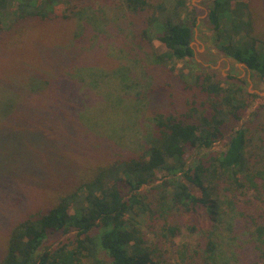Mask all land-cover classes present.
<instances>
[{
  "label": "trees",
  "instance_id": "16d2710c",
  "mask_svg": "<svg viewBox=\"0 0 264 264\" xmlns=\"http://www.w3.org/2000/svg\"><path fill=\"white\" fill-rule=\"evenodd\" d=\"M118 1L134 21L140 22L136 34L142 44L132 47L126 61L114 59L115 64L96 45L90 50L93 56L88 64L83 65L69 61L75 58L74 48L86 41L89 30L97 37L89 34L88 43L104 37L106 16L86 11L82 20L83 11L71 0H0V45L3 42L9 61L19 65L15 72L8 71L12 81L0 83V156L6 140L21 131L16 128L28 127L17 126L15 120L25 109L26 115L30 114L29 102L47 106L51 88L64 90L67 84L69 93H75L77 85L84 84L77 76L82 66L104 72L122 67L129 72V78L115 84L116 102L130 104L133 122L127 124L126 115L123 120L131 129L138 127L135 142L130 141L138 149L120 143L123 135L115 137L114 146L123 150L114 159L97 165H89L86 159L82 163L71 160L67 164L82 168L77 180L67 176L63 183L69 184L63 191L34 210L20 207L17 214L21 215L9 224L0 264H264V211L245 213L238 209L239 196L245 192L264 194V119L255 129L234 126L225 149L212 152L214 144L224 138L225 125L239 123L249 107L242 80L224 78L194 62L191 43L197 11L188 0ZM249 1L211 0L206 28L220 53L246 66L253 78L264 83V35L253 25L255 15ZM63 3L67 5L61 21H76L71 35L66 33L72 44L70 53L60 52L68 55L62 62L65 66L53 79L35 70L26 72L25 77L26 67H37L40 61L24 57V46L30 35L59 18L56 8ZM60 27L65 32L69 29ZM51 29L60 32V38L65 36L60 29ZM155 38L164 46L158 55L149 45ZM177 63L180 68L175 67ZM158 72L179 83L189 95L182 109L150 110L153 103L163 105L174 96L168 90L171 83L157 80ZM78 106H74L75 111ZM101 132L112 136L101 129L84 134L98 138ZM192 150L196 151L194 156ZM1 170H6L5 175L9 172L0 165V177ZM24 170L21 174L28 172ZM159 171L166 176L154 183ZM19 201L16 198L13 203L18 205ZM242 231L250 251L239 263L227 248L235 245ZM183 233L199 234L200 242L193 248L188 243H175ZM52 236L63 239L53 245L46 243Z\"/></svg>",
  "mask_w": 264,
  "mask_h": 264
},
{
  "label": "rangeland",
  "instance_id": "374dc122",
  "mask_svg": "<svg viewBox=\"0 0 264 264\" xmlns=\"http://www.w3.org/2000/svg\"><path fill=\"white\" fill-rule=\"evenodd\" d=\"M249 2L252 4L253 14L255 15L253 25L258 33L264 35V0H250ZM71 4H75L83 11V13L80 12L82 20L85 19L84 12L86 11L102 13L106 16L107 29L103 34L105 36L97 39L95 43L92 40L88 43V35L90 34L91 37L96 38V34L90 30L86 32V41L77 44L78 48L77 50L74 48L76 52H73L72 55L75 58L71 57L69 61L75 60L76 64L78 62L83 65L88 64V59L93 56L90 50L97 45L103 53L113 58V64L116 63L115 60L124 62L132 47L142 44L136 34L137 28L140 29V22L138 23L137 19L134 21L132 14L118 0H71ZM188 4L195 7L197 11L196 23L193 28L194 36L191 43L194 49V62L205 68L210 67L218 71L224 78L233 76L242 80L244 98L249 104L241 121L237 124L225 125L224 138L216 142L211 149L212 152H221L225 149L228 133L234 126L236 128L248 126L255 129L264 119V83L253 78L250 71L243 64L236 63L220 53L217 50L218 48H215L212 32L206 28L209 24L207 15L211 0H188ZM66 5L67 3H63V6L56 8V14L59 16L55 20L56 22L46 23L45 30L30 35L31 39L24 46L26 49H23L22 55L30 58L34 63L40 62L37 67L28 65L23 72L25 77L31 70H35L36 73L43 75L45 78L53 79L57 75L56 71L62 70V67L65 66L62 65V62L68 59L66 58L68 55L60 54V52L70 53L72 44L70 36L66 33L71 35L72 29L76 27L75 20L67 24L61 21L60 15ZM188 10L189 12L193 11L191 7H188ZM60 26L69 29L65 32ZM52 27L60 29L65 36L60 38L62 34L52 30ZM56 43L61 45L58 46ZM1 44L0 83L12 81V75L8 71L15 72L18 70L17 66H19L16 65V61H9V53L4 50L3 42ZM149 45L156 55L164 50V46L156 38L152 39ZM3 51H5L4 54ZM175 65L176 68L181 66L179 63ZM151 69L153 68H148V70ZM6 70L7 72H4ZM104 71L102 68L94 66H82L77 76L84 80V84L83 86L76 84L75 93H69V84L66 85L64 90L52 87L47 106L38 107L37 104L33 105L32 102H29L31 104L29 105L31 107L30 114L26 115L25 109L20 114V118L15 120L18 123L17 126L24 125L28 127L23 129V126L11 125V128L17 127L16 129L21 131L11 135L6 140V145L0 156V165H5L9 170L7 175L4 174L6 170H1L0 177V258L5 254L9 224H14V220L21 215L17 214L20 207L34 210L41 202L47 201V198L56 196L60 191H63L62 189L69 184L63 183L67 176L76 179V175L81 172L82 168L67 164L68 162L74 160L82 163L86 159L89 165L106 163L122 152V148L114 146L115 137L121 138L122 135L124 137L121 138L120 143H129L128 145L131 148L138 149L135 144L130 142H135L138 128L135 125L131 129V125H127L133 122V116L129 113L130 109L128 110L130 104L119 105L116 102L119 98L115 91V84L120 80L129 78V72L122 67H117L115 72ZM13 76L18 78L17 75ZM156 78L159 82L171 83L172 87L168 90L174 96L172 101L168 100L163 105L153 103L154 108L150 110L182 109L184 99L188 98L189 95L187 96L182 91L179 83L175 81L173 83L167 75L160 72L156 74ZM75 80L79 81L77 77ZM77 104L79 106L75 111L76 107L74 106H77ZM169 104H172V106H169ZM125 115L127 124L123 120ZM36 126L43 128H35ZM99 129L105 132L109 131L110 135L114 137L108 136L107 132L98 133V138L95 135L84 134V131L89 130L95 133ZM79 133H81L80 137L75 139V136L77 138ZM258 134L256 132V135ZM75 140L77 141L75 142ZM191 152V156L196 153L194 150ZM205 152L207 151L201 152V154ZM23 167H25L24 172L28 171L26 174H21ZM12 169L15 170V173H11ZM164 176H166L164 171L157 172L154 183H159ZM14 198L20 199L19 206L13 203ZM239 199L241 201V203H238L240 212L263 213L264 194L247 191L244 195L239 196ZM248 201H251L252 204H247ZM6 216L10 218L6 219ZM245 233L244 231L238 233L235 245L227 248L234 257H238L239 263L244 261L242 255L246 251H250L249 248L245 247L247 241ZM62 239L63 237L52 236L46 240V243L53 245ZM198 241L200 242L197 233H183L174 239L175 243H188L191 248L195 247ZM248 258H251V256L249 255Z\"/></svg>",
  "mask_w": 264,
  "mask_h": 264
},
{
  "label": "water",
  "instance_id": "95a60500",
  "mask_svg": "<svg viewBox=\"0 0 264 264\" xmlns=\"http://www.w3.org/2000/svg\"><path fill=\"white\" fill-rule=\"evenodd\" d=\"M246 67V66H245Z\"/></svg>",
  "mask_w": 264,
  "mask_h": 264
}]
</instances>
